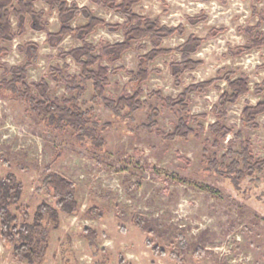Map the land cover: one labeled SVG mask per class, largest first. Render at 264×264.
<instances>
[{"label":"rangeland","instance_id":"1","mask_svg":"<svg viewBox=\"0 0 264 264\" xmlns=\"http://www.w3.org/2000/svg\"><path fill=\"white\" fill-rule=\"evenodd\" d=\"M68 2L88 7L96 17L119 25L115 30L98 26L85 39L95 46L96 55L102 56L103 46L125 39L123 15L92 0ZM35 7L45 11L48 30L58 32V12L42 0ZM134 11L162 25L184 27L183 34L163 38V48L174 50L192 35L202 39L198 51L191 55L201 65L176 81L169 66L182 61L179 51L144 63L149 72L148 79L140 83L144 108L131 116L126 111L114 114L94 99L91 82H80L85 88L82 108L93 109L92 122L109 124L101 130L102 147H95L88 138H77L68 128H54L21 97L0 89V177L13 173L23 185L21 198L13 207L20 223L32 222L42 201L55 205L56 199L42 186L48 173H57L76 187L78 210L61 213L59 228L51 232L46 254L37 264H65L67 257L70 264H118L120 257L130 264H264V172L233 183L209 168L206 158L222 162L230 147L240 151L247 141L254 159H264V113L256 119L258 127L242 120L248 104L264 101V46L252 45L244 31L257 27L253 33L264 34V0H142ZM200 15L205 19L196 24L188 21V17ZM12 21L15 28L16 19L12 17ZM85 24L87 19L81 15L72 22L73 27ZM26 42L39 46V57L30 64L19 49ZM81 45L80 39L68 35L59 47H51L47 32L27 25L23 34L2 45L7 53L0 55V81L11 79L12 66L28 65L29 84L45 81L51 98H72L76 92L67 88L66 81L55 80L51 69L61 70L66 80L78 78L81 65L71 58L64 61L60 49L69 51ZM239 47L250 49L241 54L237 53ZM153 48L154 41L147 37L134 42L113 63L102 56L100 63L110 69L107 98L118 100L125 92L134 93L136 84L131 82L130 72L139 71L140 57ZM227 73L232 78H248L249 91L223 108L219 99L228 90ZM211 79L217 81L206 92L189 95V112L183 114L194 134L187 139H167L165 135L178 124L179 110L164 105L151 93L177 98L188 86ZM152 108L160 114L157 125L148 129L145 126L150 124ZM216 122L232 130L217 143L210 129ZM92 206L99 208L100 216L88 213ZM85 228L96 232L95 248L83 236ZM147 239L167 255L154 254ZM68 241L66 256L63 244ZM172 251L180 252L181 261L170 257ZM0 264H29L15 258L13 246L2 238L1 224Z\"/></svg>","mask_w":264,"mask_h":264},{"label":"trees","instance_id":"2","mask_svg":"<svg viewBox=\"0 0 264 264\" xmlns=\"http://www.w3.org/2000/svg\"><path fill=\"white\" fill-rule=\"evenodd\" d=\"M39 0H0V55L7 53L2 46L5 41H13L17 35L23 34L29 25L35 31L47 32V42L51 47H59L60 43L68 35L82 41V45L69 51L60 49L61 58L66 61L71 58L77 64L81 65L82 71L80 76L70 77L66 80L63 72L57 68H52V77L57 81H66L67 88L75 91L76 95L72 98H51L49 85L45 81L29 84L27 82L28 71L27 66H12L9 70L11 74L10 80L0 81V89L15 93L17 96L25 100L33 113L45 120L48 124L56 129H70L79 139L88 138L95 147H102L104 140L101 130L109 127L105 123L100 125L91 121L93 113L92 108H82L85 102L81 101L85 88L80 84L91 82L93 87L94 99L100 100L103 105L110 109L114 114L121 115L123 111L131 116L138 110L144 108V103L140 96L143 93L140 83L148 79L149 72L143 67L144 63H150L160 55H166L177 50L182 55L181 62L170 64L171 74L176 81H179L181 75L190 70H194L201 65V61L192 59L191 55L198 51L202 45V39L192 35L188 40L176 49H166L160 46L163 38L171 36L175 33L183 34L184 27H169L162 25L158 20H152L149 17L138 14L134 11V6L142 0H92L96 4L103 5L125 17V39L121 42L107 44L102 47V56L113 63L119 60L123 53L132 48L134 42H140L145 38L154 41V48L140 57V69L138 72H130L131 82L136 84L135 91L132 95L125 94L118 100L110 99L105 96V87L108 84L109 67L100 63L102 56L96 55V48L85 39L93 33L98 26H104L109 30H115L119 25L107 23L106 21L93 15L88 7H80L76 2L69 3L68 0H42L50 9L58 12L60 29L58 32H50L48 23L44 19L45 11H38L35 3ZM87 19V24L83 26L73 27L72 22L79 16ZM12 17L16 19V27ZM205 16L188 17V21L196 24ZM257 27H248L244 31L249 36L254 46H264V34L261 31L253 33ZM28 59V64L37 61L39 57V46L35 42H26L19 47ZM250 47H239L237 53L248 51ZM228 90L224 91L219 99L220 104L224 107L228 103H235L239 98L249 91L248 78H232V74H226ZM216 79L192 84L185 88L184 92L177 98L163 97L160 92H152L150 96H156L162 103L168 107H177L179 110V121L171 134L165 137L169 140L187 139L194 131L188 124V119L183 116L189 112V95L191 93H204L206 90L214 86ZM34 91L36 94H34ZM264 113V101L257 105L248 104L242 112V120L245 124L252 127H258L256 123L257 117ZM159 111L155 108L151 109L149 120L150 124L145 126L152 129L157 125L156 118ZM210 129L215 136V142L226 138L232 133V130L221 123L216 122L210 125ZM236 137L242 139L241 133H237ZM232 145V141L230 143ZM206 156V154H205ZM232 156H236L233 161L226 164L225 161ZM207 158L209 168L215 170L221 175L230 178L233 183L242 178L254 175L256 172H264V159L255 160L249 148L247 141H243L240 151H234L231 147L227 154L223 156V161L218 162L216 159ZM43 189L56 199L55 205L42 201L34 214L32 222L22 221L20 223L18 214L13 211V207L20 200L23 185L18 177L9 173L0 177V224L2 238L14 248L15 258L19 261H26L29 264H37L41 262L48 249L51 232L59 228L61 213L73 214L79 208L76 197L75 184L57 173L50 172L42 181ZM88 213L100 216L99 208L92 206ZM24 214L27 216L25 210ZM140 226L141 221L137 222ZM83 236L88 240L89 244L95 248L97 242V234L90 228H85L82 232ZM154 252L159 256H166L167 251L151 240H146ZM180 246H185L182 238ZM69 241L63 244V252L66 256L69 254ZM173 260L181 261L180 252L172 251L169 253ZM106 262L104 260L102 263ZM71 259L67 257L65 264H70ZM118 264H130L124 257H120Z\"/></svg>","mask_w":264,"mask_h":264}]
</instances>
